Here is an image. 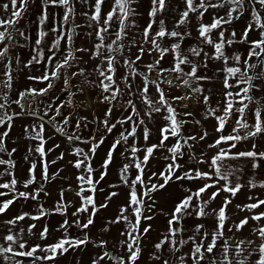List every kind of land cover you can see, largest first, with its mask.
Listing matches in <instances>:
<instances>
[{"label": "snow or ice", "instance_id": "snow-or-ice-1", "mask_svg": "<svg viewBox=\"0 0 264 264\" xmlns=\"http://www.w3.org/2000/svg\"><path fill=\"white\" fill-rule=\"evenodd\" d=\"M29 2L0 3V8L10 13L7 18H0V89L6 90L0 91V128L3 129L0 153L9 157L0 158V165L6 166L0 176L10 177L0 183V189L7 190L0 191V197L5 198L0 200V216L6 215L10 206L21 198L36 201L39 197V191L17 189L19 180L12 171L16 163L11 159L17 149L9 151L5 146L16 119L31 118L23 126V134L25 139L36 142L29 145L23 157L29 163L23 187L32 185L37 175L44 182L60 178L62 170L49 173V165L57 161L45 159L61 147L60 144L45 147L54 138L45 139L47 124L70 145L57 160H63L66 154L74 157L68 164L79 173L76 176L79 200L78 204L67 201L64 195L67 190L62 188L54 208L49 210L39 205L36 214L21 212L3 220L0 264H56L58 257L70 249L83 250L89 244L96 249L91 264H140L146 250L145 240L153 231L150 222L157 216L164 217L165 227L157 241H149L151 249L146 264H264V212L257 211L264 206V199L249 196V201L254 202L237 204L236 209L250 215L231 219L228 208L244 185L229 182L233 170L225 163L245 160L256 170L264 161V150H259L257 143H252L250 149L233 151L241 141L264 139V0H180L182 10L171 28L164 19L157 20L167 10V0H150L149 20L138 31L134 19L138 15L134 7L137 0H110L106 13L105 0H81L89 11L80 13L85 18L84 25L72 27L66 26L75 15L73 0H41L36 38L29 45V58L22 60L14 49L26 46L21 40H32L17 27ZM50 8L62 9V15H53ZM206 14L209 23L204 22ZM50 17L53 26L46 31ZM241 20L244 26L237 32L232 25ZM81 27L90 29L87 36L92 37L91 47L75 45L77 29ZM189 27L191 30H180ZM193 31L196 45L185 51L182 42L193 38ZM253 32L255 38L251 36ZM46 37L50 40L47 49ZM169 38L171 45H162L161 41ZM234 45H244V55L233 50ZM204 46L211 51H206ZM132 48L136 49L135 55L131 54ZM125 50L129 51L127 57ZM145 55L151 56L152 62H145ZM167 57L171 59L165 66L163 61ZM193 57L200 59L194 61ZM97 60L99 63H93ZM211 61L221 65L213 73L223 88L215 107L211 106L212 93L204 86L213 80V76L207 75ZM121 62L126 69L123 72ZM14 68L25 81L23 89L14 86ZM179 90H184L183 94H175ZM10 93L14 98H10ZM86 93L89 98L95 94L96 102L105 105L103 118L94 117L90 121L75 111L89 107L79 99ZM186 100H195L197 109L204 108V120H214L211 142L207 130L185 131L190 121L193 127L201 125V120L189 111L190 105L181 103ZM12 105L16 108L12 109ZM65 109L71 110L65 112ZM93 124L94 131L82 135L81 130ZM70 126H74L71 131ZM114 131L118 135L105 148L97 170L92 161ZM77 143L87 145V151ZM204 146L215 150L214 154L209 157L202 150ZM117 152L125 162L117 163ZM157 152L164 163L152 171L150 164ZM33 153L38 161L30 159ZM113 164L119 168V184H109V191L100 201L97 193L105 189L98 185L106 179ZM172 184H178L183 194L160 204L155 194ZM119 186L128 189L125 202L114 217L100 225L98 238H93L96 218L119 195L113 190ZM248 186L257 185L249 181ZM259 186L264 188V183ZM221 193L230 196L226 195L219 205L212 207ZM9 194L11 198H6ZM44 194L48 195L46 191ZM69 208L74 209L71 218H68ZM54 213L65 218L57 228L60 238L52 243H47L48 225L39 229L36 223L21 226L26 219L37 222ZM189 219H210L213 223L211 227L203 222L189 226L185 223ZM250 221L256 222L250 236H256L261 241L258 244L250 236L242 235ZM115 225L122 228L112 236ZM73 228L79 230L77 236H72Z\"/></svg>", "mask_w": 264, "mask_h": 264}, {"label": "rangeland", "instance_id": "rangeland-1", "mask_svg": "<svg viewBox=\"0 0 264 264\" xmlns=\"http://www.w3.org/2000/svg\"><path fill=\"white\" fill-rule=\"evenodd\" d=\"M9 0H0V3H8ZM40 2L41 0H30L29 6L27 10L24 12V15L20 19V23L17 25V27L21 30L26 31L32 38L31 41L29 42H24L21 40V43H25L24 48H15L14 51L18 56L21 57L22 60H27L29 58L28 52H29V45L34 43V39L36 38V31H37V25H38V20L37 17L39 15L40 11ZM109 3L110 0H105V4L103 5V11L106 13L109 10ZM73 5L75 8V15L73 17V20H70L69 24L66 27H72L73 24H80L84 25L85 23V18L80 15L82 11H89L88 5L87 4H82L81 0H73ZM167 10L159 15L158 19H164L166 25L171 28L174 25L175 20L178 17V13L180 10H182V4L180 3V0H167ZM136 7L138 15L134 17L136 20L137 24V30L140 28H143L146 26L149 17L147 15V12L149 11L151 4L150 0H137ZM49 12L52 13L53 15L59 13L62 15L63 10L62 9H54L50 8ZM10 15V13H5L2 8H0V18H7ZM205 23L210 22V17L206 14L204 18ZM199 23V21H197ZM53 26V20L50 17L48 21L47 28L45 29L46 31ZM244 26V21H237L235 22L232 27L234 30L239 32L241 28ZM155 27V25H154ZM180 30H191L190 27L188 29H180ZM90 31V29H86L84 27H81L77 29V35L75 37V45L76 46H84V47H91V41L92 37L87 36V32ZM17 39L19 40L20 37L18 34H16ZM196 36L195 31H193V38H186L182 42V47L185 48V51L187 47L189 46H195L196 45V40L194 37ZM252 38L256 37V33L253 32L251 34ZM63 43V42H62ZM162 45H167L170 46L172 43V40L165 39L161 41ZM44 47L47 49V47H50V40L48 37L45 38L44 42ZM206 51H211L207 46H204ZM244 45H234L233 50H235L237 53L244 55ZM131 54L135 55L136 54V49L132 48L131 49ZM11 55V53H10ZM129 55V51L125 50L124 56L127 57ZM171 59V57H167L163 63L165 66H168V62ZM194 61L199 60L200 58L193 57L192 58ZM144 61L145 62H152V57L145 55L144 56ZM93 63H99V60L94 61ZM83 66V65H82ZM221 65L219 62L216 61H211L209 62V70L207 71V75L213 76V80L210 82L205 83V87L210 90L212 95L210 96L211 100V106L215 107L216 102L220 99V92L223 90L222 88V83L216 79V77L213 75L214 70L219 68ZM121 72L125 71L122 62L120 65ZM140 69H143V65H140ZM38 70V69H37ZM88 70L91 71V66L88 67ZM24 71H28V69H25ZM203 68H201V72L203 73ZM14 72V86L20 89H23V87L26 86L25 81L23 78L19 75V72L17 69H13ZM83 79V78H81ZM44 85H37V87H43ZM0 91H6L5 89H0ZM184 90H179L175 94H183ZM56 93H59V89H56ZM208 94V93H205ZM10 98H14L13 94L10 93ZM257 97L260 96V93H256ZM65 97H62V99ZM80 100H82L84 103L88 104V108H77L75 111H78L81 115H85L88 117V119L91 121L96 118H103V112L105 110V105L99 104L96 102L95 94H92L91 97L87 95V93L84 96L79 97ZM139 103V101H137ZM183 104H189L190 108L189 111H193L195 113V119L201 120V125H196L193 127L191 121L189 125L186 127L185 131H191L195 133V131L198 129L200 132H203L207 130L210 134L209 136V142H211V135H212V124L214 123V120L211 118L208 120H204V108H199L197 109L196 106V101L191 100V101H183L181 102ZM204 107H208L205 105ZM16 106L12 105V109H15ZM18 110V109H17ZM71 109H65V112L69 111ZM11 111V109H10ZM120 115L119 111L115 113V117L118 118ZM31 122V118L27 119H16L14 121V126L11 129L9 137L6 138V148L10 151L11 149L15 148L17 149L16 152L13 153L11 159H13L16 163V167L12 169L14 175L16 178L19 180V184L17 185L18 191H29L32 193H35L39 191V197L38 200L32 201V200H24V199H19L16 201L12 206H10L9 211L7 212L6 215L0 216V224H2V221L8 218H11L12 216L19 214L21 212H29L31 214H36L38 206L43 205L45 209H52L55 206V203L57 199L59 198V193L60 190L66 189L64 195L67 201L71 202L72 204H78L79 198L76 196V192L79 190L78 182L76 181V176L79 174L75 168H73L71 165L68 164L69 160H73L74 157L71 155L66 154L65 158L63 160H57V156L61 152H66L67 149L70 148V145L67 144L66 140L64 137H61L59 134L55 133V129L50 126V125H45V139L49 136H53L54 138L51 140L47 141V144L45 145L46 148H51L54 144H60L61 147L56 149L55 151L49 153L47 157L45 158L47 161H52L56 160V164L49 165V173H55L57 170H62L60 171V178H57L56 180H53L51 182H44L39 179V176L37 175V180L42 183H46L45 187L41 188L39 185L36 184V181L32 184L29 185L27 189L23 187L24 181L27 177V168L29 167V163L25 162L23 160L24 155L27 154V149L29 145H34L36 142L25 139L24 134H23V126L26 124H29ZM151 126V125H149ZM74 126H70L69 131L73 129ZM95 125H90L89 129H83L81 130L82 135L87 136L89 130L94 131ZM0 131H3L2 128H0ZM118 133L114 131L113 134H109L106 138L105 145H102L100 149H98L97 155L94 157L92 164L93 167L99 170V165L102 162V158L105 155V148L110 145L111 141L116 138ZM153 135H155V130H153ZM132 138H130L131 140ZM154 142V140L152 141ZM137 144H142V141H136ZM252 143H257L259 150H264V139L261 138H256L255 140L252 141H241L238 143V146L236 149H233V151H243L250 149ZM77 146L83 147L85 151H87V145L84 144H79L77 143ZM226 147V145H225ZM204 152L207 153V155L210 157L212 154H214L215 150H209L207 149L206 146L203 147L202 149ZM116 160L117 163H122L125 162L123 161V158L120 157L119 152L116 154ZM0 158L3 159H9V157L6 155V153H0ZM30 159H35L39 160V158L36 156L35 153H33V156ZM164 161L162 159V155L160 152L156 153V158L151 161L150 164V169L152 171H155L160 164H163ZM227 165L230 166V168L233 170V175L229 177V182H239L242 185V189L238 192V194L232 198V203L228 208V214L231 219L236 220L237 218H243L244 216L250 215L247 211L245 212H240L238 209H236V205L240 204H246L249 202H254L249 201L248 197L251 196L253 198H258V199H264V188H261L259 185L260 183H264V161L260 162V167L256 170H253L250 166L249 163H247L245 160H233V161H226L225 162ZM201 167H204L203 165ZM6 166L5 165H0V172H3L5 170ZM236 169H239V171H236ZM207 170V169H206ZM118 172L119 168L117 164H113L111 166V169L109 170V173L104 181L98 185L100 188H104L105 192L103 193H97L98 199L100 201H103L105 194L109 191L108 185L109 184H119V179H118ZM131 175V171H130ZM98 178V177H97ZM10 177L7 175L5 176H0V183L6 182ZM249 181L254 182L257 186L252 188L249 187ZM43 189L48 193V195L44 194V191H40ZM117 192H119V195L115 198L110 203V206L108 207L107 210H101L99 216L96 218V227L92 228V236L93 238H98L97 233L99 231V227L101 224L105 223V220L107 218H112L117 214V209L120 205L124 204L125 202V194L128 191V189L124 186H119L116 189H113ZM0 191H7L0 189ZM210 191H215V189H212ZM182 189L179 188L178 184H172L170 185L166 190H162L159 193H156V197L160 204H164L165 202L176 198L178 195H182ZM227 193H221L220 196L216 199V201L213 202L212 207H216L219 205ZM6 198H11V194H9L8 197ZM5 199L4 197H0V200ZM207 199V197H205ZM170 206V205H169ZM73 208L68 209L69 217L71 211H73ZM257 211L264 212V206H262L260 209ZM65 217L60 215L59 213H54L46 218H42L40 221L33 222L30 220H25L24 222H21V226H26L29 223H36L38 225V229L42 228L43 225H48L50 229V233L48 236L47 243H52L55 240L59 239L61 236V232L57 231V228L59 227V224L63 221ZM197 222H203L209 227L212 226V221L210 219H205L203 221H195L193 219L186 220L185 223L186 225H192ZM153 226V231L149 234L148 238L145 240V245H146V250L144 257L141 259L140 264H146V261L148 259V251L151 249V244L149 241L155 242L157 241L159 237V233L163 231L165 227V220L163 216H157L153 221H151ZM255 221H250L249 225L246 226L242 230V235L245 237L250 236V230L251 228L255 225ZM122 228V225H115L112 227L111 235L115 236L117 235V229ZM71 234L72 236H77L79 234V230L76 228L71 229ZM106 239L108 237H105ZM251 239L256 241V243H260L261 241L258 240V238L254 235L250 236ZM29 239H32V237H29ZM112 241L109 239V247L111 248ZM185 251L187 250V247L184 249ZM96 252V249L93 248L91 244H89L86 248L83 250H69L68 253H65L63 256L58 257L56 264H91V259L94 257ZM115 254V253H114ZM174 260L175 258L172 257Z\"/></svg>", "mask_w": 264, "mask_h": 264}, {"label": "water", "instance_id": "water-1", "mask_svg": "<svg viewBox=\"0 0 264 264\" xmlns=\"http://www.w3.org/2000/svg\"><path fill=\"white\" fill-rule=\"evenodd\" d=\"M36 184L39 185L41 188L45 187L46 183H42L40 181H36Z\"/></svg>", "mask_w": 264, "mask_h": 264}]
</instances>
